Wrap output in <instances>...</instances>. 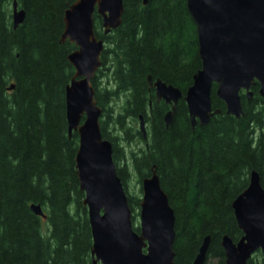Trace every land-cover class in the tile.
Segmentation results:
<instances>
[{
	"label": "trees",
	"instance_id": "1",
	"mask_svg": "<svg viewBox=\"0 0 264 264\" xmlns=\"http://www.w3.org/2000/svg\"><path fill=\"white\" fill-rule=\"evenodd\" d=\"M17 1L25 17L13 28L12 0H0V264H92V234L74 162L78 134L68 135L65 112V87L74 72L67 54L75 46L59 42L64 10L75 0ZM122 1L121 23L108 34L93 14L105 46L92 83L102 108L101 133L112 142L129 205L138 213L141 191H128L130 175L140 184L155 164L175 214V264H191L206 234L207 259L225 264L221 237L236 241L242 235L232 200L247 186L251 170L264 187L259 85L252 86L250 99L240 93L243 115L235 117L225 112L213 84L212 107L221 111L194 128L180 98L166 128L169 106L155 101L147 76L185 92L201 65L195 24L186 0ZM140 114L146 139L136 125ZM119 139L144 146L126 152ZM32 203L44 217L30 209ZM258 253L249 264H264Z\"/></svg>",
	"mask_w": 264,
	"mask_h": 264
},
{
	"label": "water",
	"instance_id": "2",
	"mask_svg": "<svg viewBox=\"0 0 264 264\" xmlns=\"http://www.w3.org/2000/svg\"><path fill=\"white\" fill-rule=\"evenodd\" d=\"M186 6L196 27L201 61L191 84L183 93L171 83L147 76L155 101L169 105L163 116L166 128L173 121L180 98L186 103L192 128L220 113L221 109L212 107L213 84L225 112L235 117L243 115L240 93L250 99L255 82L264 100V0H186ZM11 8L12 26L16 28L23 22L25 11L17 0H12ZM95 11L101 17L103 33L108 34L121 23L123 1H73L64 10L59 37L60 43L69 40L75 46L67 54L74 72L65 87V112L68 135L73 131L78 134L74 162L92 234V264H175V214L156 165L140 181L139 226L135 230L133 211L113 160L112 142L101 133L102 108L97 104L92 78L102 64L105 42L95 34ZM12 88L13 83L8 86ZM138 121L146 139L142 114ZM231 206L242 235L236 241L227 234L221 237L225 264H249L256 251L264 258V187L256 170H251L247 186ZM30 209L45 216L39 204L32 203ZM209 243L210 235L206 234L191 264L206 263Z\"/></svg>",
	"mask_w": 264,
	"mask_h": 264
},
{
	"label": "rangeland",
	"instance_id": "3",
	"mask_svg": "<svg viewBox=\"0 0 264 264\" xmlns=\"http://www.w3.org/2000/svg\"><path fill=\"white\" fill-rule=\"evenodd\" d=\"M136 125L139 126V123L136 122ZM108 127H110V123H108ZM118 142V145H120L122 148H124L126 150V152L129 151V149H134V150H137L138 148L144 146V143L141 141H138V140H135V142H133L132 144H127L125 143L123 140H117ZM127 188H128V191L131 193V194H138L139 193V188H140V184L138 183V180H137V177L133 174L130 175L129 177V180L127 182ZM132 224L134 226V228H138L139 226V216H138V213L133 211V218H132ZM258 251H256L253 256L254 258H258ZM260 257V256H259ZM206 264H216V259L213 258V257H209L207 260H206Z\"/></svg>",
	"mask_w": 264,
	"mask_h": 264
},
{
	"label": "bare ground",
	"instance_id": "4",
	"mask_svg": "<svg viewBox=\"0 0 264 264\" xmlns=\"http://www.w3.org/2000/svg\"><path fill=\"white\" fill-rule=\"evenodd\" d=\"M64 43V42H63ZM71 50V49H70Z\"/></svg>",
	"mask_w": 264,
	"mask_h": 264
}]
</instances>
